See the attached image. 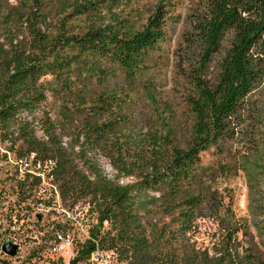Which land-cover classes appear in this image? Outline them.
Returning <instances> with one entry per match:
<instances>
[{
	"label": "trees",
	"instance_id": "16d2710c",
	"mask_svg": "<svg viewBox=\"0 0 264 264\" xmlns=\"http://www.w3.org/2000/svg\"><path fill=\"white\" fill-rule=\"evenodd\" d=\"M141 1L0 0V162L32 155L61 204L87 219L69 264L96 248L119 264H264L214 187L219 165L201 160L248 136V181L264 172V139L252 138L264 121L250 101L264 80V0H199L175 105L161 104L150 60L176 0ZM29 177L25 198L41 201L40 177ZM203 217L219 228L210 248L190 237Z\"/></svg>",
	"mask_w": 264,
	"mask_h": 264
},
{
	"label": "rangeland",
	"instance_id": "374dc122",
	"mask_svg": "<svg viewBox=\"0 0 264 264\" xmlns=\"http://www.w3.org/2000/svg\"><path fill=\"white\" fill-rule=\"evenodd\" d=\"M165 20L164 38L157 44L151 60L155 66L151 68L159 100L175 105L180 100L183 80L177 68L178 61H187L190 58L188 38L191 33V17L199 5V0H176ZM145 5V1L139 3ZM143 10L141 16L145 14ZM251 103L261 110L259 122L264 121V80L260 87L254 91L250 98ZM52 100L48 96L47 108L52 107ZM175 109V107H174ZM176 110V109H175ZM254 110L253 112H255ZM52 114V113H51ZM139 128L151 127V122L141 121ZM264 124L256 125L254 139H264ZM250 133V132H249ZM40 135V132H37ZM248 136L240 139L229 140L224 150L229 153L219 155L214 148L201 154L203 164L216 163L218 179L214 187L222 197L224 206H229L237 218H242L249 224L250 231L264 251V172L258 174L254 181L249 182L247 171L252 167L244 163L241 156L248 153L246 142ZM258 148L263 150L262 142ZM95 159L105 174L112 179L115 172L109 167L107 160L96 155ZM232 167V168H231ZM38 166L30 167L35 171ZM24 170L19 167L10 155L8 162H0V264H68L75 256L77 246L87 238L89 224L87 219L82 221V216L73 214L59 199L48 198L50 184L43 183V190L47 192L41 196L45 203L44 210L37 208L35 196L25 198V187L22 188ZM28 178L27 184L33 182ZM131 179H120V183L129 182ZM252 187L251 190H249ZM47 194V195H46ZM38 195V193H37ZM36 195V197H37ZM258 202V207H253ZM50 206L47 207V203ZM76 207L74 210H77ZM80 210V209H79ZM85 211V209L83 210ZM77 217H80L77 219ZM93 222V221H92ZM56 224L62 226L56 228ZM65 225V226H64ZM71 226L72 228H70ZM62 231L69 235L71 244L62 251L53 250V234ZM219 235L217 221L214 218H199L194 221L190 237L198 248H210ZM11 242L18 246L16 254L12 257L5 255L1 248L3 244Z\"/></svg>",
	"mask_w": 264,
	"mask_h": 264
},
{
	"label": "built area",
	"instance_id": "2783aa9c",
	"mask_svg": "<svg viewBox=\"0 0 264 264\" xmlns=\"http://www.w3.org/2000/svg\"><path fill=\"white\" fill-rule=\"evenodd\" d=\"M32 160H33V157L31 155L28 159H22V160L16 161V163L18 164V169L19 167H22L24 170V176L25 174H28L30 175L29 178L34 177V176L40 177L41 183L37 188L39 192L41 191V187L43 183L50 184L51 187L49 189V192H47L46 190H43L42 192L43 193L47 192L49 199L50 198L59 199L56 186L50 182L51 180L50 176H45V174L39 173L37 171V168L35 171L29 170L30 167L35 168L36 166H39V165L34 166ZM36 201H37L36 202L37 208H39L40 210L41 209L44 210L45 203L39 200H36ZM49 206L50 205H47V207ZM70 244H71V238L69 235L64 234L62 231H57L53 234V250L54 251H62L63 249L66 248V246H69ZM77 264H119V263L117 262L116 254L113 251H103V250L96 248L85 261L79 262Z\"/></svg>",
	"mask_w": 264,
	"mask_h": 264
},
{
	"label": "water",
	"instance_id": "95a60500",
	"mask_svg": "<svg viewBox=\"0 0 264 264\" xmlns=\"http://www.w3.org/2000/svg\"><path fill=\"white\" fill-rule=\"evenodd\" d=\"M17 249H18L17 245H15L11 242H7V243L3 244L1 251L5 255L12 257L16 254Z\"/></svg>",
	"mask_w": 264,
	"mask_h": 264
}]
</instances>
